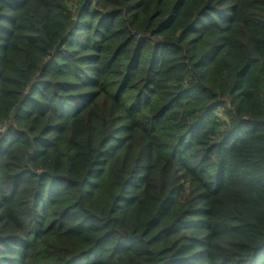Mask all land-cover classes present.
I'll return each mask as SVG.
<instances>
[{
	"label": "trees",
	"instance_id": "trees-1",
	"mask_svg": "<svg viewBox=\"0 0 264 264\" xmlns=\"http://www.w3.org/2000/svg\"><path fill=\"white\" fill-rule=\"evenodd\" d=\"M0 264H264V0H0Z\"/></svg>",
	"mask_w": 264,
	"mask_h": 264
}]
</instances>
